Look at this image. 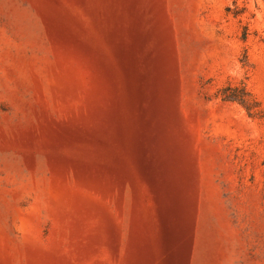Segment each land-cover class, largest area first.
I'll use <instances>...</instances> for the list:
<instances>
[{
	"label": "rangeland",
	"instance_id": "rangeland-1",
	"mask_svg": "<svg viewBox=\"0 0 264 264\" xmlns=\"http://www.w3.org/2000/svg\"><path fill=\"white\" fill-rule=\"evenodd\" d=\"M0 264H264V0H0Z\"/></svg>",
	"mask_w": 264,
	"mask_h": 264
},
{
	"label": "trees",
	"instance_id": "trees-1",
	"mask_svg": "<svg viewBox=\"0 0 264 264\" xmlns=\"http://www.w3.org/2000/svg\"><path fill=\"white\" fill-rule=\"evenodd\" d=\"M220 99L224 102H234L240 105L250 116L251 110L255 106V102L251 99V95L241 87H225L220 92Z\"/></svg>",
	"mask_w": 264,
	"mask_h": 264
}]
</instances>
